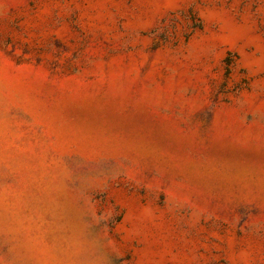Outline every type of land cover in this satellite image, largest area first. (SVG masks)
I'll use <instances>...</instances> for the list:
<instances>
[{"label":"rangeland","instance_id":"obj_1","mask_svg":"<svg viewBox=\"0 0 264 264\" xmlns=\"http://www.w3.org/2000/svg\"><path fill=\"white\" fill-rule=\"evenodd\" d=\"M0 264H264V0H0Z\"/></svg>","mask_w":264,"mask_h":264}]
</instances>
